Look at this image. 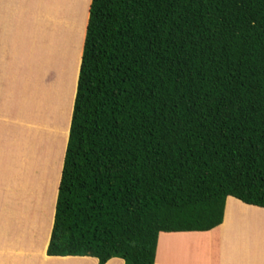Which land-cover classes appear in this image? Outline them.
<instances>
[{
	"label": "trees",
	"instance_id": "1",
	"mask_svg": "<svg viewBox=\"0 0 264 264\" xmlns=\"http://www.w3.org/2000/svg\"><path fill=\"white\" fill-rule=\"evenodd\" d=\"M84 31L47 255L153 264L264 208V0H90Z\"/></svg>",
	"mask_w": 264,
	"mask_h": 264
},
{
	"label": "crops",
	"instance_id": "2",
	"mask_svg": "<svg viewBox=\"0 0 264 264\" xmlns=\"http://www.w3.org/2000/svg\"><path fill=\"white\" fill-rule=\"evenodd\" d=\"M59 1L0 0V264H98L91 256L45 253L54 203L49 212L38 211L33 222L13 224V189L20 196L28 177L22 147L26 154L43 140L45 7L51 23ZM68 125L69 120L66 137ZM104 264L124 262L111 257ZM153 264H264V208L227 196L217 226L159 232Z\"/></svg>",
	"mask_w": 264,
	"mask_h": 264
},
{
	"label": "rangeland",
	"instance_id": "3",
	"mask_svg": "<svg viewBox=\"0 0 264 264\" xmlns=\"http://www.w3.org/2000/svg\"><path fill=\"white\" fill-rule=\"evenodd\" d=\"M88 1L60 0L51 23L47 22L45 7L43 140L30 146L26 154L22 147V158L28 160V177L20 196L13 189L14 225L33 222L38 211L49 212L54 203Z\"/></svg>",
	"mask_w": 264,
	"mask_h": 264
}]
</instances>
